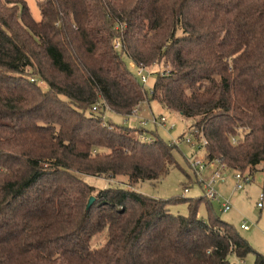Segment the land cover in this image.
<instances>
[{
  "label": "trees",
  "instance_id": "1",
  "mask_svg": "<svg viewBox=\"0 0 264 264\" xmlns=\"http://www.w3.org/2000/svg\"><path fill=\"white\" fill-rule=\"evenodd\" d=\"M37 6L39 20L25 0H0V264H233L254 252L204 196L133 189L179 166L178 148L103 112L155 100L194 120L206 158L264 169V0ZM125 58L159 68L150 92ZM120 175L126 183L99 189L83 178ZM177 202L187 215L169 211Z\"/></svg>",
  "mask_w": 264,
  "mask_h": 264
},
{
  "label": "rangeland",
  "instance_id": "2",
  "mask_svg": "<svg viewBox=\"0 0 264 264\" xmlns=\"http://www.w3.org/2000/svg\"><path fill=\"white\" fill-rule=\"evenodd\" d=\"M38 1L39 0H25L35 20L40 19V11L37 6ZM125 62L132 73L135 74V67H133V64H130V60L125 58ZM146 69H148L147 71L149 72V75L145 89L150 92V88L156 78L155 71L159 68L156 65H152L150 68ZM39 84L43 88L46 87L42 82ZM105 108L106 111L103 112L104 115L116 124H124L131 127L135 125L137 127L139 119L157 115L158 117H164L166 122L168 121L167 123H172L174 125L173 128H169V126H166L167 128L154 126L153 130V125L149 124L147 125V130H153L152 132L149 131L152 136L155 137V134H158L163 140L168 141L171 145L177 146L178 149L175 150L174 153L179 166L168 167V169H166V173L159 179L142 181L139 184L134 185L133 189L144 195L160 199H168L177 196L183 198H197L204 195L202 183L196 179L199 177L206 178L207 175H211L212 171L211 169L206 168L204 173L199 171V173L196 174L192 163L196 159H202L204 162L213 161L214 164H217L221 160H211L206 158V146H202L196 141L195 143H187L185 139H182L183 137H188L190 134H188L189 131L195 130L194 133L196 132L197 127L195 128V126L190 125L194 120L182 117L177 111L163 108L155 100H148V102L142 103L139 108L134 107L132 115L129 116H123L115 112H111L108 110L109 108L107 106ZM135 108L137 109L136 111H134ZM201 134L202 133L199 132V135ZM194 136L196 140L200 137L196 135ZM224 163L225 162L221 161L222 165ZM241 173L247 175L249 174L247 169ZM249 176L250 181L244 184V188L242 190H234L235 184L231 177H229L226 183L219 182L216 184L215 188L218 193H220L223 198L228 199L231 204L229 211L222 212L219 207V201L215 198H212L211 202L215 214L222 220L232 224L241 236L249 242L254 252L256 251L264 256V169H261V166H258L257 170ZM83 178L96 189L115 186L117 184L126 183L127 181V177L121 175L116 176L115 178H107L103 176H83ZM185 189H187V191H185ZM260 194L263 195L261 201L262 207L257 206ZM168 208L172 214H188V208L185 202L170 204ZM198 214L204 219L208 217L204 204H201ZM242 221H245L249 225V229L244 230L239 227ZM98 236L99 235H95L91 241L94 246H98V242L102 238L101 235L99 238ZM254 252H250L243 259H239L235 255H231L230 261L233 264H253L255 258Z\"/></svg>",
  "mask_w": 264,
  "mask_h": 264
},
{
  "label": "built area",
  "instance_id": "3",
  "mask_svg": "<svg viewBox=\"0 0 264 264\" xmlns=\"http://www.w3.org/2000/svg\"><path fill=\"white\" fill-rule=\"evenodd\" d=\"M113 49L116 51H120L122 48V43H121V39L119 37H116L113 40L112 43ZM130 60V64H133V67H135V74L137 75L140 83L146 87L147 82H148V75L149 72L147 71V69L142 66V65H137L134 61ZM93 110H96V106L93 107ZM137 109L135 108L134 111H136ZM132 115V114H131ZM104 118H106V116L104 115ZM168 122V121H167ZM166 119L164 117H158V116H150L149 118H143V119H139L137 127L142 128V129H146L147 130V125L151 124L154 126H161V127H165L169 126V128H173L174 125L172 123H167ZM133 127H136L135 125H133ZM145 130L146 133H139L137 136L140 140L142 141H152L153 140V136L148 133ZM195 134L193 133V135L190 133L188 135V137H184L185 141L187 143H195V141L197 143H199L202 146H205L207 144V140L205 138H203V136L199 135V139L196 140ZM194 137V138H193ZM183 139V140H184ZM213 160V159H211ZM206 161V160H205ZM194 170L196 171V174L199 173V171H201L202 173H204L206 171V168L211 169L212 173L211 175H207L206 178H197L196 180H198L199 182L202 183V188L204 190V197L211 200L212 198H215L216 200L219 201V207L220 210L222 212H226L229 211L231 208V204L229 202L228 199L223 198L220 193H218V191L216 190L215 186L217 183L219 182H224L226 183L227 180L229 179V177H231L234 180V190H242L244 188V184L247 183L248 181H250V176L249 174H244L241 173L240 171L237 170H233L231 171L228 166L224 163L223 165L221 164V161H219L217 164H214L213 161H206L204 162L202 159H196L195 161H193L192 163ZM185 191H187V189H185ZM262 198L263 195L260 194V196L258 197V202H257V206L258 207H262ZM239 227L241 229H249V225L245 222L242 221L239 225Z\"/></svg>",
  "mask_w": 264,
  "mask_h": 264
},
{
  "label": "water",
  "instance_id": "4",
  "mask_svg": "<svg viewBox=\"0 0 264 264\" xmlns=\"http://www.w3.org/2000/svg\"><path fill=\"white\" fill-rule=\"evenodd\" d=\"M93 200H94V197H92V196L89 197L88 202H87V208L90 207V205L92 204Z\"/></svg>",
  "mask_w": 264,
  "mask_h": 264
}]
</instances>
